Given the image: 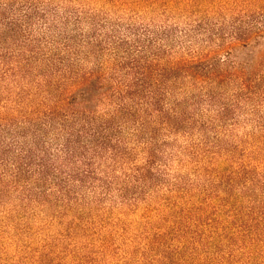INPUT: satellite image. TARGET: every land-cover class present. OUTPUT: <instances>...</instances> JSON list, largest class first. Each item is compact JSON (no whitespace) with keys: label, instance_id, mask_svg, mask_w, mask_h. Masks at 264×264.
Here are the masks:
<instances>
[{"label":"rangeland","instance_id":"1","mask_svg":"<svg viewBox=\"0 0 264 264\" xmlns=\"http://www.w3.org/2000/svg\"><path fill=\"white\" fill-rule=\"evenodd\" d=\"M263 26L264 0H0V264H264Z\"/></svg>","mask_w":264,"mask_h":264},{"label":"trees","instance_id":"2","mask_svg":"<svg viewBox=\"0 0 264 264\" xmlns=\"http://www.w3.org/2000/svg\"><path fill=\"white\" fill-rule=\"evenodd\" d=\"M257 33H255V34H256V36H258V38L264 37V26ZM250 34L252 35L253 33H250ZM248 36H250V35H248ZM245 39H247V43L251 42V41H249L250 40L249 37H246ZM183 64H188L187 60H184ZM216 66L217 65H215V66L211 65V67H209V68H212V69L209 70L211 75L206 77L207 80H210V79L214 80L216 78H218V79L221 78V80H224V79L227 78L226 75H223L222 73H219V74L215 73L216 72ZM240 76H242V75H240ZM241 79H242L241 80L242 81L241 82L242 90L245 91V93H247V94H252L253 93V88H256V86L253 85V80H251V79L247 80V79H244V78H241ZM262 82H263V85H264V77H263V81ZM99 143H103V140L101 139V141ZM91 172L92 171H90V172L88 171L87 174L89 175ZM92 179H94V178H92ZM257 224L260 225L261 227L264 226V208H263L262 212L259 214V217L257 219Z\"/></svg>","mask_w":264,"mask_h":264}]
</instances>
